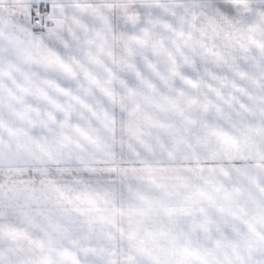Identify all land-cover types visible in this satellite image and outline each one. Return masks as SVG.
Listing matches in <instances>:
<instances>
[{
    "label": "snow or ice",
    "instance_id": "snow-or-ice-1",
    "mask_svg": "<svg viewBox=\"0 0 264 264\" xmlns=\"http://www.w3.org/2000/svg\"><path fill=\"white\" fill-rule=\"evenodd\" d=\"M0 264H264V0H0Z\"/></svg>",
    "mask_w": 264,
    "mask_h": 264
}]
</instances>
